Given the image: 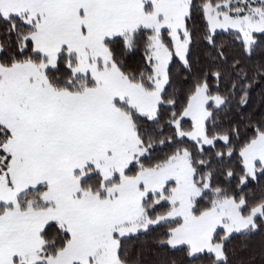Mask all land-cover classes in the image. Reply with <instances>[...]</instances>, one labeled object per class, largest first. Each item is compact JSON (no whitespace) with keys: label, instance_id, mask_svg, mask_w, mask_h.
I'll use <instances>...</instances> for the list:
<instances>
[{"label":"snow or ice","instance_id":"snow-or-ice-1","mask_svg":"<svg viewBox=\"0 0 264 264\" xmlns=\"http://www.w3.org/2000/svg\"><path fill=\"white\" fill-rule=\"evenodd\" d=\"M0 264H264V0H0Z\"/></svg>","mask_w":264,"mask_h":264}]
</instances>
